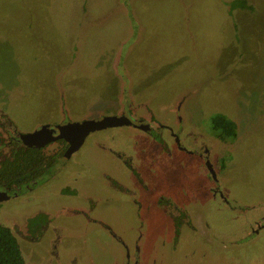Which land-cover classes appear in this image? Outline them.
Listing matches in <instances>:
<instances>
[{
	"label": "rangeland",
	"instance_id": "1",
	"mask_svg": "<svg viewBox=\"0 0 264 264\" xmlns=\"http://www.w3.org/2000/svg\"><path fill=\"white\" fill-rule=\"evenodd\" d=\"M230 1L0 0V109L28 132L58 119L60 94L68 114L77 119L96 118L122 84L129 85L135 101H147L151 107L189 91L187 123L207 130L211 117L222 114L235 124L236 134L226 138V152L218 161L228 193L244 203L264 202V0H243L247 7L232 9ZM98 142L126 145V153L156 148L135 134L94 131L56 179L35 189V199H10L0 205L6 223L41 209L56 214V221L80 227L84 243L77 245V236L69 240L73 251H84L78 264H109L112 254L122 256L119 243L97 221L130 249L150 237L141 208L107 184L104 173L124 181L129 175ZM163 157L150 162L163 169L160 177L168 181L174 169ZM71 173L76 179L68 181ZM66 182L80 192L59 194ZM208 201L198 200L202 222L207 223L205 236H182L170 259L156 238V251L151 252L155 263L237 264L233 252L242 248L240 264H264V227L242 245L230 244L224 235L236 228V221L254 218L260 210L226 214ZM61 206L65 211L79 207L87 216L58 212ZM214 230L221 240L213 239ZM19 245L26 254L30 245Z\"/></svg>",
	"mask_w": 264,
	"mask_h": 264
},
{
	"label": "flooded vegetation",
	"instance_id": "2",
	"mask_svg": "<svg viewBox=\"0 0 264 264\" xmlns=\"http://www.w3.org/2000/svg\"><path fill=\"white\" fill-rule=\"evenodd\" d=\"M128 87L129 85L123 87L122 84L110 106L94 115L96 118L115 116L116 123L87 133L82 143L68 153V143L63 139H55L38 147L28 146L20 138L27 131L19 130L0 109V205L10 199H35V189L57 178L56 173L80 148L88 134L98 130H119L135 134L156 146L154 150L138 147L132 153H126L123 149L126 145L109 146L98 142L104 149L103 152L111 158H117L129 175L128 181H124L118 176L114 178L110 173H104L107 184L115 190L127 193L136 209L141 208L148 221L147 234L150 237L142 245L136 241L133 249H130L109 226L97 221L109 230V234L122 249L121 258L112 254L109 264H156V258L151 257V252L156 251V238H160V243L165 244V253L170 259L182 236L191 237L196 232L205 236L207 223L202 222L204 211L198 200L201 203L209 200L208 202H213L226 214L238 212L244 215L260 210L254 218L246 216L238 221L233 218L238 222L236 228L228 229L224 234L230 244L242 245L263 228L264 202L244 203L226 189L223 165L218 161L223 160L228 139L213 125L207 130H199L194 124L187 123L186 98L189 91L180 92L165 103L151 107L147 101H135L128 93ZM60 96L58 119L39 123L31 131L41 125L63 126L71 121L91 118H72L63 106V95ZM156 156H164V164L174 169L172 179L169 174L168 181L160 177L163 169L158 171L157 166L150 162ZM70 175L68 181L76 179V174ZM78 190L79 188L66 182L59 188L58 193L74 196ZM68 208L65 211L64 206H61L58 212L87 216L84 209L76 206ZM55 215L38 209L25 218L22 217L19 222L13 219L6 223L0 217V222L5 225L1 224L16 240L23 264H78L82 261L83 249L73 251L69 242L71 236H77L80 237L77 245L84 243V237L77 232L80 227L67 226L66 223L56 221ZM212 235L214 240L222 239L221 234L215 230ZM19 244L22 247L30 245L26 254H22ZM240 249L241 253L239 249L233 252V259L237 264H240L239 257L242 259L243 250ZM213 258L216 259V256ZM172 263L176 264L174 260Z\"/></svg>",
	"mask_w": 264,
	"mask_h": 264
},
{
	"label": "water",
	"instance_id": "3",
	"mask_svg": "<svg viewBox=\"0 0 264 264\" xmlns=\"http://www.w3.org/2000/svg\"><path fill=\"white\" fill-rule=\"evenodd\" d=\"M115 116L105 115L97 118H85L71 121L63 126L41 125L38 129L21 134V139L28 146H42L55 139L67 141L66 152L75 150L83 141L85 135L93 130L102 129L116 123Z\"/></svg>",
	"mask_w": 264,
	"mask_h": 264
},
{
	"label": "trees",
	"instance_id": "4",
	"mask_svg": "<svg viewBox=\"0 0 264 264\" xmlns=\"http://www.w3.org/2000/svg\"><path fill=\"white\" fill-rule=\"evenodd\" d=\"M229 8L247 7L243 0H232ZM211 124L226 138H233L236 134L235 124L222 114L211 117ZM43 172V171H42ZM41 172V173H42ZM0 264H23L18 245L9 230L0 223Z\"/></svg>",
	"mask_w": 264,
	"mask_h": 264
}]
</instances>
